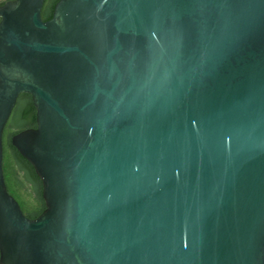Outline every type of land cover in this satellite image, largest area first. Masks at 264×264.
<instances>
[{
	"label": "water",
	"instance_id": "water-1",
	"mask_svg": "<svg viewBox=\"0 0 264 264\" xmlns=\"http://www.w3.org/2000/svg\"><path fill=\"white\" fill-rule=\"evenodd\" d=\"M42 2L0 6V264H264V0Z\"/></svg>",
	"mask_w": 264,
	"mask_h": 264
},
{
	"label": "trees",
	"instance_id": "trees-1",
	"mask_svg": "<svg viewBox=\"0 0 264 264\" xmlns=\"http://www.w3.org/2000/svg\"><path fill=\"white\" fill-rule=\"evenodd\" d=\"M35 127V109L30 95L21 93L4 125L1 137L2 173L8 194H10L23 215L34 218L44 209L41 195V181L33 167L11 145L12 135L19 131Z\"/></svg>",
	"mask_w": 264,
	"mask_h": 264
},
{
	"label": "flooded vegetation",
	"instance_id": "flooded-vegetation-1",
	"mask_svg": "<svg viewBox=\"0 0 264 264\" xmlns=\"http://www.w3.org/2000/svg\"><path fill=\"white\" fill-rule=\"evenodd\" d=\"M8 1H11V0H0V6L4 5ZM57 1L58 0H43L41 8H40L41 20L46 21L51 17L54 5Z\"/></svg>",
	"mask_w": 264,
	"mask_h": 264
}]
</instances>
